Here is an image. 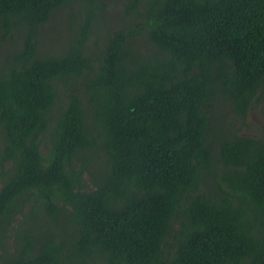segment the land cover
<instances>
[{"label":"trees","instance_id":"obj_1","mask_svg":"<svg viewBox=\"0 0 264 264\" xmlns=\"http://www.w3.org/2000/svg\"><path fill=\"white\" fill-rule=\"evenodd\" d=\"M121 1L0 0L7 264H264V0Z\"/></svg>","mask_w":264,"mask_h":264},{"label":"rangeland","instance_id":"obj_2","mask_svg":"<svg viewBox=\"0 0 264 264\" xmlns=\"http://www.w3.org/2000/svg\"><path fill=\"white\" fill-rule=\"evenodd\" d=\"M104 1V2H103ZM98 2H103L106 4V15L109 16L112 23L111 25L119 26L125 19V16L123 15L124 12V2L121 0H98ZM70 13L68 9L61 10L58 14L55 15L53 18V21L51 24L48 25L47 30L44 32V36L42 37V41L44 43H51L52 46L50 49H56L59 51L62 47L66 45V39L64 36L67 34L65 27V22L67 20L65 14ZM109 19V18H108ZM110 21V20H109ZM100 36V30L98 29V33L93 34L90 38V44L94 48V50H98L100 44H95V41H97L98 37ZM95 44V45H94ZM6 47L4 46L2 50H4ZM1 50V51H2ZM3 56L7 55L8 53L2 52ZM223 109V107H222ZM249 119H251L252 122V130L251 134L256 135L260 133V130H264V103L256 108L253 109L252 112L249 115ZM244 135L251 136L250 133L244 132ZM87 185L91 186L90 182L88 181V177L86 178ZM2 177L0 174V189L2 188ZM20 219V218H18ZM16 250V244L14 242V238L9 237L6 240V243L4 244V248H0V264H7V260H10L12 258V254L15 253Z\"/></svg>","mask_w":264,"mask_h":264}]
</instances>
